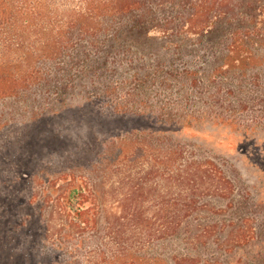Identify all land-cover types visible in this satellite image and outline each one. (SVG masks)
<instances>
[{
  "label": "trees",
  "instance_id": "trees-1",
  "mask_svg": "<svg viewBox=\"0 0 264 264\" xmlns=\"http://www.w3.org/2000/svg\"><path fill=\"white\" fill-rule=\"evenodd\" d=\"M107 115L154 121L65 140L62 118ZM240 125L264 129V0H0V249L27 224L5 233L10 217L39 207L29 264H234L264 239L249 217L264 208L247 195L225 218L236 180L201 136ZM137 141L154 147L151 179L176 184L158 203L167 220L105 200L104 175Z\"/></svg>",
  "mask_w": 264,
  "mask_h": 264
},
{
  "label": "rangeland",
  "instance_id": "rangeland-1",
  "mask_svg": "<svg viewBox=\"0 0 264 264\" xmlns=\"http://www.w3.org/2000/svg\"><path fill=\"white\" fill-rule=\"evenodd\" d=\"M92 119L88 124L89 126L85 128L81 126L83 124H76L71 120L65 122L66 120L62 118L60 126L64 127L65 140L69 134L68 132H70V128L73 126H77V128L72 129V135L74 136L73 140L78 144V140L84 136L86 131L95 132L98 135L97 137L116 138L121 134L130 133L134 129L143 130L149 123L154 121L142 117H138L137 119L129 118L128 115L124 117L107 115L99 116L98 119ZM245 125L234 128L222 127L218 130L205 132L201 136L202 141H206L208 147L206 151L216 157L220 163H225L227 175L236 180L237 194L235 196V203L238 205V208L230 212L231 216H226L225 218L237 221L245 214L239 210V203L243 200L244 196L249 195L250 203H260L264 208V129H262V126L257 125L255 130L247 132L244 128ZM78 126L81 127L78 128ZM60 142L59 135L55 134V132L48 133L47 143L53 146L51 149H58ZM212 143H215V145ZM152 148L154 147L143 144L139 145L138 141L127 148V155L122 157L118 164L113 165L112 176L104 175L106 183L105 200L110 205L121 202L126 207L131 208V210L137 208L138 211L144 212L145 216H150L153 219L161 218L162 220H167L166 215L160 213L161 206H158V203L164 198H176V195H174L177 192L176 184L173 183L172 186L166 180L158 182L151 179L152 175H150V172L156 166V159L151 151ZM94 150L95 152L92 153L93 158L101 149L96 145ZM23 165L25 166L26 164ZM24 166H22L23 169H25ZM136 183L144 185V193L133 195L135 191L131 187ZM21 192L18 195H22ZM20 202L23 203L22 200ZM218 204L225 206L224 201ZM14 205L12 204V206ZM20 206L22 205H17L16 208H20ZM261 211L260 213H256L253 210L249 213V217L259 220L260 226L258 231L264 235V209ZM40 213L39 207L36 210L27 208L21 211V216L10 217L11 222L4 224L3 229L6 233L10 223H27L25 226H22L21 232L14 237L15 239L18 238L15 245H7L4 250L0 249V264H29L31 255L26 243L31 239L37 241V243L41 240L43 227ZM245 228L250 229V225H247ZM263 240H260L261 242L258 243L257 247L240 252L236 260L231 258L232 262L236 264L240 258H243L242 256H258L261 251H264ZM227 258L229 259V257Z\"/></svg>",
  "mask_w": 264,
  "mask_h": 264
}]
</instances>
